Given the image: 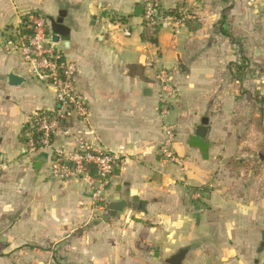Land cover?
<instances>
[{
  "label": "crops",
  "instance_id": "1",
  "mask_svg": "<svg viewBox=\"0 0 264 264\" xmlns=\"http://www.w3.org/2000/svg\"><path fill=\"white\" fill-rule=\"evenodd\" d=\"M160 2L187 22L146 30L135 16L138 0H0V157L8 163L0 178V232L8 235L0 247L12 258L166 264L186 249L183 264H264V0ZM61 11L70 34L55 48L77 64L89 114L74 120L72 139L57 136L51 148L28 154L23 128L57 104L54 88L22 61L21 36L30 15ZM223 17L240 46L221 33ZM241 51L248 67L239 75L231 65L241 63ZM162 71L171 79L164 103ZM12 73L23 79L18 86L9 83ZM204 119L208 160L188 145ZM164 125L176 129L181 164L160 155ZM78 138L118 158L100 202L88 182L50 177L52 154L69 153ZM118 195L128 207L112 216L106 207Z\"/></svg>",
  "mask_w": 264,
  "mask_h": 264
},
{
  "label": "built area",
  "instance_id": "2",
  "mask_svg": "<svg viewBox=\"0 0 264 264\" xmlns=\"http://www.w3.org/2000/svg\"><path fill=\"white\" fill-rule=\"evenodd\" d=\"M143 8V26L153 31L165 25L170 19L176 30L185 24L186 14L177 19L166 15L160 0H138ZM26 31L19 45L22 61L31 76L54 88L57 107L53 111H43L33 116L34 132L28 135L27 153L35 154L52 147L54 139L61 136L72 139L74 120L83 121L88 117L86 101L77 90V64L69 60L55 48L50 23L47 18L32 14L26 23ZM129 37V31L125 32ZM158 80L162 86V101L170 92L169 73L162 71ZM163 140L160 155L168 162L181 164L174 152L176 129L172 125L162 126ZM118 166V158L104 147L92 146L83 139H77L75 148L66 153L55 151L49 163L50 177L56 181L80 180L92 186L93 202H100L109 187V181ZM7 161L0 157V178L7 171ZM92 172L96 177L92 176Z\"/></svg>",
  "mask_w": 264,
  "mask_h": 264
},
{
  "label": "water",
  "instance_id": "3",
  "mask_svg": "<svg viewBox=\"0 0 264 264\" xmlns=\"http://www.w3.org/2000/svg\"><path fill=\"white\" fill-rule=\"evenodd\" d=\"M67 16L66 11H61L57 18L48 17V21L50 23L51 32L53 35V42L59 43L61 38H68L70 34V29L64 23L65 18ZM135 16L143 17V8L136 7L135 9ZM180 69L183 73L187 72V69L183 66L181 62ZM23 82V79L14 75L13 73L9 75V83L12 86H18ZM208 119H204L202 124L197 127L195 134L189 136L188 145L193 149H198L201 153L203 160L209 159V150L210 145L205 141L207 134H208ZM35 168L41 166V159H35ZM120 188L116 189V192H120ZM128 207V203L126 201L121 200L120 196L118 195L112 203H110L106 209L111 213L112 216H116L118 213H122ZM188 251L186 249L181 250L176 255L170 257L166 260V264H183L185 257Z\"/></svg>",
  "mask_w": 264,
  "mask_h": 264
},
{
  "label": "trees",
  "instance_id": "4",
  "mask_svg": "<svg viewBox=\"0 0 264 264\" xmlns=\"http://www.w3.org/2000/svg\"><path fill=\"white\" fill-rule=\"evenodd\" d=\"M181 14L182 13L179 10H172V11L166 12V15L171 16V17H175L177 19L181 18ZM225 20H226V18L223 17L222 20L219 22V25L221 28L220 29L221 33L223 34V36L227 37L233 45L240 46L238 41L236 39H234L233 36L224 29ZM186 22L187 21H185V23ZM231 67L239 75L243 74V72L246 71V69L248 67V59L246 58V56L244 55V53L242 51H241V63L239 65L238 64H232ZM34 125H35V123L32 121L29 124H27L22 130V139L21 140L26 145L28 143V135L34 132ZM191 191L192 192H199V193L203 194V193H207L208 189L206 187H201V188H193L192 187ZM56 264H59V263L56 262Z\"/></svg>",
  "mask_w": 264,
  "mask_h": 264
},
{
  "label": "rangeland",
  "instance_id": "5",
  "mask_svg": "<svg viewBox=\"0 0 264 264\" xmlns=\"http://www.w3.org/2000/svg\"><path fill=\"white\" fill-rule=\"evenodd\" d=\"M262 36H264V35H262ZM4 235L7 236L8 235V232H6V231H1L0 232V239H2V241L7 238V237L5 238ZM9 251H10L9 248L0 247V264H27L25 262V259L26 258H25V255L24 254L21 255V256H19V258H17V257L12 258L11 254H6ZM18 259H22V261L17 262Z\"/></svg>",
  "mask_w": 264,
  "mask_h": 264
}]
</instances>
